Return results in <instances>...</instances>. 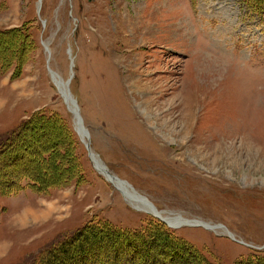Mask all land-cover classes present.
<instances>
[{"label":"rangeland","instance_id":"rangeland-1","mask_svg":"<svg viewBox=\"0 0 264 264\" xmlns=\"http://www.w3.org/2000/svg\"><path fill=\"white\" fill-rule=\"evenodd\" d=\"M0 33V140L44 112L78 142L53 159L66 184L0 197V264H31L89 222L160 221L96 171L61 95L68 80L112 175L175 226H222L160 221L177 238L215 264L264 257V17L241 0H0Z\"/></svg>","mask_w":264,"mask_h":264},{"label":"trees","instance_id":"trees-1","mask_svg":"<svg viewBox=\"0 0 264 264\" xmlns=\"http://www.w3.org/2000/svg\"><path fill=\"white\" fill-rule=\"evenodd\" d=\"M241 1L248 12L264 17V0ZM7 55L0 54L2 68L7 66ZM53 129L58 131L60 140L39 144ZM74 134L60 116L44 112L34 113L4 134L0 140V197L16 195L26 188L48 194L66 184L68 179L55 172L53 159L56 155L61 159L65 146L75 151L78 142ZM73 171L80 182H85L77 154ZM31 264L215 263L190 242L177 238L164 223L153 221L140 230L121 229L108 222H89L42 250ZM236 264H264V257L253 255Z\"/></svg>","mask_w":264,"mask_h":264},{"label":"water","instance_id":"water-1","mask_svg":"<svg viewBox=\"0 0 264 264\" xmlns=\"http://www.w3.org/2000/svg\"><path fill=\"white\" fill-rule=\"evenodd\" d=\"M41 2L42 0H39V10H40V7H41ZM46 47V50L48 52V48L47 46L45 45ZM49 72H50V75H51V78L53 80V82L55 83V80L56 78L58 77L61 81H63L55 72H53L51 69H49ZM65 84V92L66 94H63L61 92V95L63 96L64 98V101L69 109V111L73 114L74 116V119H75V130L77 132V134L79 135V137L81 138V141L85 144L86 146V149L89 153V157L96 169L97 172H99L101 175H103L110 183L114 184L118 189L119 191L124 195V192L122 191L121 188H119L116 184H115V181H118L119 183H121L122 185H128L129 187H131L129 184H127L125 181H122L120 180L119 178H117L116 176L112 175L110 173V171L108 170V168L103 164L102 160L99 158V156L97 154H95L92 149H91V142H90V133H89V130L85 127L84 125V120L81 116V111H80V108L78 106V102L77 100L74 98V96L72 95L71 93V90L69 88V84H70V80L64 82ZM69 104L72 106V108H69ZM82 134H84L87 138V142L84 141L83 137L81 136ZM114 181V182H113ZM131 189L134 191V189L131 187ZM125 196V195H124ZM141 196V195H140ZM126 197V196H125ZM142 197V196H141ZM144 198V197H142ZM126 199L128 201L129 198L126 197ZM145 200H147L146 198H144ZM148 201V200H147ZM149 202V201H148ZM149 204L151 205V207L153 208L154 211H150V214L153 215L154 217H156L157 219H159L160 221L164 222L166 225H168V227L170 228H174V229H177V228H180L182 226H190V227H202V228H205L207 230H215L217 228H220L222 227L221 225L219 226H216V225H211L210 223H207V222H204V221H200V220H187V222L185 223H182L178 226H174V225H170L165 219H163L161 217V215H157L155 214L156 212L159 213V214H163L162 211H158L150 202Z\"/></svg>","mask_w":264,"mask_h":264},{"label":"bare ground","instance_id":"bare-ground-1","mask_svg":"<svg viewBox=\"0 0 264 264\" xmlns=\"http://www.w3.org/2000/svg\"><path fill=\"white\" fill-rule=\"evenodd\" d=\"M64 87H65V84L63 83ZM59 89V87H58ZM59 92H60V89H59ZM62 92V90H61ZM63 94H66V92H62ZM69 108H72V106L69 104ZM84 139V141H86V137H84L85 135L82 134L81 135ZM114 182V181H113ZM115 184L119 185L121 188H122V191L124 192V195L129 198V199H133L134 202H136V204L140 205V207H142L143 209H145L146 211H148L150 213V211H154L153 208L151 207V205L149 204V202L147 200H145L144 198H142L140 195L137 194V192L133 191L131 189V187H129L128 185H122L121 183H119L118 181H115ZM157 215H161L159 213H155ZM168 223L170 225H174L170 219H167ZM175 226V225H174Z\"/></svg>","mask_w":264,"mask_h":264}]
</instances>
